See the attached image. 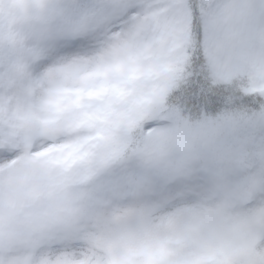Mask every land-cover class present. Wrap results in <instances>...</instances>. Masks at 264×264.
Instances as JSON below:
<instances>
[{
  "label": "rangeland",
  "instance_id": "374dc122",
  "mask_svg": "<svg viewBox=\"0 0 264 264\" xmlns=\"http://www.w3.org/2000/svg\"><path fill=\"white\" fill-rule=\"evenodd\" d=\"M53 2L0 0V58L4 60L0 62V81L30 74L29 37L40 27L44 6ZM172 3L183 5L186 0ZM201 3L206 5L201 19L209 41L204 54L214 80L243 74L254 90L264 91V0H199ZM183 17L182 8L172 14L158 10L152 14V23L137 28L128 41H118L73 66L45 73L46 93L54 97V111L63 113L83 140L81 145L60 151V162L68 170L67 174L59 170L60 177L54 181L58 190L82 183L107 162L132 130L140 133L142 113L160 104L175 83L182 54L174 48L172 38ZM79 23L74 26L82 27L87 21ZM7 67L10 74H6ZM85 97L95 106L84 113L73 112ZM201 184L199 180L174 182L155 202L140 206L138 201L119 202L97 213L102 224L97 244L112 241L125 246L156 232L173 240L189 234L200 256H209L213 246L225 243L231 248L229 264H249L264 228L257 221L263 218L264 204L251 205L249 199L236 210L222 203L213 205L216 197ZM14 229L23 232L22 224ZM98 253L105 264H111L99 247Z\"/></svg>",
  "mask_w": 264,
  "mask_h": 264
},
{
  "label": "snow or ice",
  "instance_id": "6c2138e0",
  "mask_svg": "<svg viewBox=\"0 0 264 264\" xmlns=\"http://www.w3.org/2000/svg\"><path fill=\"white\" fill-rule=\"evenodd\" d=\"M205 6L196 0L183 5L172 0H54L44 6L40 27L29 37L30 74L0 81V264H105L97 244L102 229L96 214L100 189L80 195L65 189L62 197L52 195L57 172L68 170L59 152L83 140L73 123L54 111L45 73L128 41L137 28L152 23L158 10L172 14L182 8L184 17L172 38L182 55L168 98L190 110L217 109L223 94L206 91L204 53L209 41L201 22ZM78 21L87 23L82 27L71 23ZM238 102L255 107L264 100L241 96ZM94 106L85 97L72 111L84 113ZM138 123L142 132L154 136L166 121L144 112ZM257 175L251 205L264 204V170ZM17 224L25 230L15 231ZM249 264H264V228Z\"/></svg>",
  "mask_w": 264,
  "mask_h": 264
},
{
  "label": "trees",
  "instance_id": "16d2710c",
  "mask_svg": "<svg viewBox=\"0 0 264 264\" xmlns=\"http://www.w3.org/2000/svg\"><path fill=\"white\" fill-rule=\"evenodd\" d=\"M196 3L199 5V0H196ZM0 62H2L1 58ZM244 85L245 81L239 77L227 84L209 85L207 83L206 91L222 93L223 102L227 105L225 112L218 113L207 110V116L200 115L198 111L195 113L193 110L185 108L183 104L176 103L174 99L168 98L170 96L168 94L164 103L152 110V113L156 114L161 120L166 121L161 126L163 131L154 136L146 134L143 143L123 159L126 165H107L102 171L105 178L101 177V185L111 176L146 165H150L151 170L158 172V174L151 175L152 178H143L144 182L157 184L162 178L166 177L167 173H170L172 164L178 158L198 157L202 160L208 159L206 165L211 167V170L215 166L223 168L225 171L232 162L227 154L229 144L224 142L225 144L222 145V142L219 141L213 144L212 139L214 137L221 138L223 133L221 127H218L216 131L212 127L221 120L224 129H226V134H228V139L234 143L240 141V138L246 139L253 132L264 127V103H258L253 107L252 104L238 102L241 96L260 97L264 100V94H245L242 91ZM223 117H226L227 122H223ZM161 136L162 138H160ZM255 153L254 156L257 157L262 151L258 149ZM214 154H216V157ZM238 158H240V154ZM261 170H264V167L259 168L258 173ZM213 173L215 178H221L215 172ZM257 181H259L258 178L253 179L247 186L254 189V186H257ZM101 185L92 183L87 188L89 191L93 187L100 188ZM233 186L238 190L237 182H234ZM115 189L118 190L116 197H119L123 194L131 195L132 192H135L134 189L138 188L136 185L131 186L130 183L125 184L121 181ZM220 255L222 257L221 250ZM220 259L217 255L207 264H221ZM179 260L180 258L175 261ZM122 262L124 264H146L145 257H141L136 261H127V259L122 258Z\"/></svg>",
  "mask_w": 264,
  "mask_h": 264
}]
</instances>
